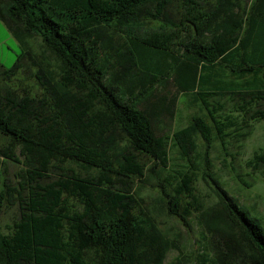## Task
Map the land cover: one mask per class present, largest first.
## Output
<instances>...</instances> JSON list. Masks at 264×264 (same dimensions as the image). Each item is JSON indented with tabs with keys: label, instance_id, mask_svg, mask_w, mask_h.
<instances>
[{
	"label": "trees",
	"instance_id": "1",
	"mask_svg": "<svg viewBox=\"0 0 264 264\" xmlns=\"http://www.w3.org/2000/svg\"><path fill=\"white\" fill-rule=\"evenodd\" d=\"M0 20L21 48L0 65V264H264L214 171L264 122V0H0ZM148 188L199 229L189 258Z\"/></svg>",
	"mask_w": 264,
	"mask_h": 264
},
{
	"label": "rangeland",
	"instance_id": "2",
	"mask_svg": "<svg viewBox=\"0 0 264 264\" xmlns=\"http://www.w3.org/2000/svg\"><path fill=\"white\" fill-rule=\"evenodd\" d=\"M2 39L0 37V41ZM9 46L15 52V56L10 55L11 59L6 58V68L10 69L15 65L21 48H16L12 44H9ZM189 116L190 111L181 106L175 126L176 130L185 128L188 125ZM262 149H264V122L255 126L252 136L243 144L242 148H234L232 150L231 154L234 159L227 158L225 154L221 153L222 151L218 150L215 153L214 171L223 188L236 200L237 204L246 210L252 218L258 219L264 228V166L258 170L250 169L247 166V162L253 157L254 153ZM170 151L172 166L178 168L182 164L180 152L177 149ZM146 163L147 167L150 168L151 164L148 161ZM19 171L16 165L9 167L10 178L16 177ZM1 179L0 177V188L2 185ZM198 188L203 197L214 199L213 193L201 180ZM143 192L149 207L157 211L158 222L161 228L174 237L179 246L184 250V255L189 258L192 251L197 248L199 229L196 227L193 233H191L179 221L168 217L164 211L159 210L160 196L156 190L148 188ZM16 218L17 214L15 211L9 212L3 218V225L8 228ZM177 257V252L170 253L168 262L170 263Z\"/></svg>",
	"mask_w": 264,
	"mask_h": 264
},
{
	"label": "crops",
	"instance_id": "3",
	"mask_svg": "<svg viewBox=\"0 0 264 264\" xmlns=\"http://www.w3.org/2000/svg\"><path fill=\"white\" fill-rule=\"evenodd\" d=\"M1 22V20H0ZM4 26V27H3ZM0 37L3 39L0 41V65L6 67V58L15 56V52L11 49L9 44L14 45L16 48H20L18 41L12 36L8 28L1 22L0 23ZM18 56V55H17Z\"/></svg>",
	"mask_w": 264,
	"mask_h": 264
}]
</instances>
